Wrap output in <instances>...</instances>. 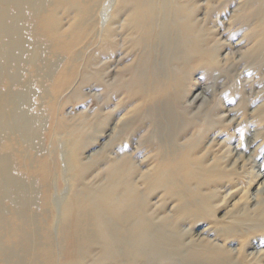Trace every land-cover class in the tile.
Here are the masks:
<instances>
[{"label":"rangeland","instance_id":"obj_1","mask_svg":"<svg viewBox=\"0 0 264 264\" xmlns=\"http://www.w3.org/2000/svg\"><path fill=\"white\" fill-rule=\"evenodd\" d=\"M103 1L37 0L33 13H27L34 19L30 17L24 25L14 16L19 9L12 11L11 18L0 16L1 24L8 25L5 21L10 20L9 27L15 26L13 40L25 42L22 49L40 47L42 67L46 75L51 72L44 80L36 77L35 68L25 69L22 79L30 84L20 89L23 94L18 98L27 102L23 108L31 121L38 114L44 127L40 129L43 157L31 152L28 162L34 170L45 165V183H26L31 196L39 188L44 194L39 220L51 241L52 264H130L127 258L126 263L106 260L101 246L94 243L80 250L67 239L70 218L59 210L72 203L73 186L87 197L109 190L112 186L107 185V173L121 160L129 162L131 176L122 188L138 197L140 211L152 225L163 224L173 234L174 245L181 246L179 255L146 257L139 264H172L171 260L181 262L183 257L196 259L197 255L222 264H264V188L256 192L258 184L264 182V176L256 178L259 168H264V69L253 63L255 39L264 27L260 23L264 2L170 0L176 18L181 16L184 52H188L173 66L175 70L169 68L172 77L166 79L174 85L172 96H180L184 107L179 126L186 131L176 141V156L186 154L197 160L194 164L221 166L215 173L218 176L199 193L190 185L193 189L170 195L166 187L146 182L162 158L159 137L153 136L148 123L135 128L149 90L143 87L141 66L145 62L150 65L148 82L153 90L154 86L162 87V81L168 83L161 74L156 78L159 85L150 80L155 53L151 61L146 60L147 48L130 33L125 12L112 18L119 0H107V16ZM38 20H42L40 25L35 24ZM106 26L110 29L105 34ZM45 29L67 38L69 52L48 40ZM154 29L150 43H156L160 30ZM72 34H78L75 42ZM56 44L60 48L55 49ZM17 96L11 95L9 100ZM253 138L258 139L256 144L246 150L244 145ZM235 152L241 156L237 162ZM197 205L201 211H192ZM206 228L209 234L198 237ZM5 235L6 231L0 230L2 250L7 247ZM230 235L233 237L228 238ZM38 243L45 246L44 239ZM32 257L45 263L38 253Z\"/></svg>","mask_w":264,"mask_h":264},{"label":"bare ground","instance_id":"obj_2","mask_svg":"<svg viewBox=\"0 0 264 264\" xmlns=\"http://www.w3.org/2000/svg\"><path fill=\"white\" fill-rule=\"evenodd\" d=\"M34 1L7 0L6 2V0H0V16H4V19L11 18L10 14L12 11L19 9L21 12H16L14 16L19 17V22L24 25L28 22L31 15H33H28L27 13L35 10L34 7H37V5H35V3L37 4V0ZM262 1L264 2V0ZM171 5L172 3L170 0H119L117 10L112 17L118 18L122 12H125L126 25L130 33L139 39L137 40L138 43L144 42L143 44L145 48H147L145 50V52L147 51L145 54L147 57L144 56L146 60L153 59V53H155V65L153 64L152 66L154 68L151 70L150 80L158 85L161 81L157 82L156 78L160 77V74L168 83L170 80L168 81L166 79L172 77L171 67L176 64L178 65L177 62L183 61L186 56H188V52L187 55L186 52H184L186 47L184 45L185 40L183 38L184 33L182 34V25L179 21V17L181 16L179 15L176 18L173 12L175 10H172ZM102 6L104 8V14L107 16L109 7L107 0L103 1ZM19 13L23 14V17L18 15ZM32 19H34L33 16L30 20ZM5 22L8 25L0 23V230L3 229L6 231L5 242L7 247L3 250L0 249L3 253H0V262H2L1 264L43 263L40 260L37 261L36 257L33 259L32 254L35 252L38 253V256H42L41 258L45 261L43 264H52L53 254L50 250L51 241L49 235L43 233L39 220L40 208L45 203L43 200L44 194H42L39 188L38 190H34V195L31 196V188L29 189L27 186V183L31 180L39 181V183L45 180V178L42 177V174L45 172V165L42 163L44 165L42 168V164H39L37 170H34L35 168L31 167L28 162L31 158L29 155L31 152H35V154L38 153L40 159L43 157L40 129L44 127H42L43 123L40 124L38 114H34L31 121V116H29L30 113L25 112L23 108V105H26L27 102H24V100L21 101V99L18 98L23 94L20 89L30 84L29 81L26 82L24 81L25 79H22V72L25 69L35 68V71H37L36 77L41 79L49 78L51 72L46 75V70L42 67L40 58L42 51L39 49L40 47L32 45L29 46L30 48L22 49V45L25 42L13 40L15 36L13 32L15 26L13 25L15 24L12 25L14 27H12V29L9 27L11 26V21ZM37 22L38 23H34L40 25L42 20H38ZM260 23L264 26V15L263 17L261 16ZM107 27L108 26H106V28ZM155 27L156 29H158V27L160 28L157 35L158 37L156 43L154 41L150 43L149 39L152 31L155 33ZM109 29L110 27L105 29L104 33L106 34ZM262 31V34L255 39L256 51L254 52L255 57L253 58V63L255 62V65H257L259 69H264V27H262ZM44 32H46L48 38L50 37L48 40L61 44L60 46L63 47L64 52H69L68 46L71 44H69L67 38L55 35L52 30L45 29ZM37 35L39 34L37 33ZM77 38L78 34H72L74 42ZM28 39L30 40V38ZM238 43H236V46ZM60 46L57 47L56 44L54 48H60ZM189 51L191 52L192 50ZM250 57L251 56H249V58ZM149 67L150 65H146V62L141 66V78L144 81L143 87L144 89L146 88L145 90H148V88L149 90L146 91L145 99L140 107V111L142 110L141 113L143 115L141 119L136 121L138 126L135 128L138 129L142 124L148 123L147 125L152 128L151 131L154 135L151 134L160 139V144H162V158L160 163L153 169L150 179L146 182H148L150 186L160 185L166 187L170 195L173 193L179 195L185 190L193 189L190 185L195 186V189H197L199 193V190L204 184H207V182L211 183L212 181L210 179L218 176L215 173L219 172H217V170H220L221 166H202L201 163L194 164L193 162L197 160H190V157L186 154L176 156V141L186 131L179 126V121L182 118V109L184 111V107H181V97H173L171 91L174 85L172 87L171 84H166L164 81H162V87L160 86L162 89L159 86L160 89L154 86L155 89L153 90L152 85L148 82L150 74ZM173 68L175 70V67ZM14 86L19 88L14 90ZM174 92L176 94V91ZM11 95L18 96L13 99L14 101H10L9 97ZM198 98L199 95L195 97L194 100ZM29 106L31 105L29 104ZM136 110L138 111L139 109ZM31 129H34L33 132ZM135 131L134 129V132ZM157 140L155 139V141ZM256 140L258 139H251L248 143L246 142L247 144L244 145V147L251 149L256 144ZM248 148L246 150H248ZM234 155L237 156L235 162L241 159L239 153L235 152ZM127 163L129 162L125 160L116 162L112 170L110 169L108 171L106 177L108 182L107 185L111 184L110 186H112L109 190L103 191V189L94 193L92 192V194L89 195L90 197H87L86 195H82L81 191H77L76 188L74 189L73 186L72 203L65 205L63 209H59L62 211L63 216L67 215V217L70 218L71 231L67 232V239L72 240L75 246L80 250H86L88 246L93 243L100 245L106 260L109 261H116L117 259H122L124 261L128 259L130 264H139L146 259V257H159L164 253H175L179 255L181 246L177 247L174 245V237L171 231L166 229L161 223L159 226L152 225L149 218L145 217L144 213L140 211L142 208L139 206L140 204L138 202L140 200H137L138 197H135L132 192L122 188L125 182H129L131 178ZM170 163H172V165ZM31 164L34 163L32 162ZM38 169L41 172L37 173ZM222 170L224 172L225 169ZM36 175L40 176L36 177ZM220 175L221 174H219V176ZM260 176H264L263 167L259 168L256 178ZM174 188L175 190H173ZM263 188L264 182L258 184L256 192L262 191ZM248 202H251V199L248 200ZM189 204H191V202H189ZM193 207L195 208H193L194 210L192 211L198 209L201 211L198 205L197 208L196 206ZM252 233H254V230ZM208 234L209 228H206L199 233L198 237L203 235L206 237ZM231 237L233 236L230 235L228 238ZM228 238L223 239L227 241ZM39 239L45 240V246L38 243ZM229 241L231 242L233 239ZM76 258L77 255L74 259L76 260ZM214 260L215 259L211 260L207 258L205 255H197L196 259H186L183 257L181 262L171 260L172 262L170 261L169 263L222 264V262ZM109 263L111 264V262Z\"/></svg>","mask_w":264,"mask_h":264}]
</instances>
